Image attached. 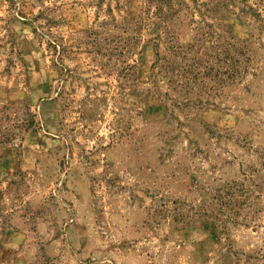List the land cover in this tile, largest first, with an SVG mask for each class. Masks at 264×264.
<instances>
[{
  "label": "rangeland",
  "instance_id": "374dc122",
  "mask_svg": "<svg viewBox=\"0 0 264 264\" xmlns=\"http://www.w3.org/2000/svg\"><path fill=\"white\" fill-rule=\"evenodd\" d=\"M0 264H264V0H0Z\"/></svg>",
  "mask_w": 264,
  "mask_h": 264
}]
</instances>
